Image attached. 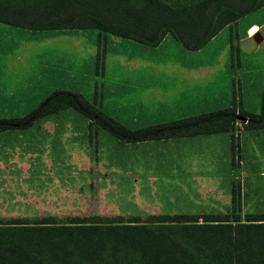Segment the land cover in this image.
I'll return each instance as SVG.
<instances>
[{
  "label": "rangeland",
  "instance_id": "obj_1",
  "mask_svg": "<svg viewBox=\"0 0 264 264\" xmlns=\"http://www.w3.org/2000/svg\"><path fill=\"white\" fill-rule=\"evenodd\" d=\"M253 19L264 20V6L224 26L199 49H186L168 34L159 46H145L144 52L154 63H220L221 67L210 68L212 72L205 74L210 81L201 77L203 81L195 83L199 89H209L211 96L228 92L225 81L229 78L223 72L232 69L238 101L244 109L258 112L264 88V40L241 38ZM67 31L84 36L64 37L62 33ZM99 33L95 28L30 29L0 22V55L18 54L15 59L10 57L16 62V71H9L11 81L13 75H35V82L39 76V86L32 94L34 107L56 89L78 91L93 100L96 81L101 84L104 78L113 82L125 77L129 85L133 76L122 72L114 57L125 49H114L109 40L113 36ZM92 44H100L101 49L91 50ZM11 49L17 53H8ZM133 52L140 53L138 49ZM152 71L153 82H173L161 74L164 69L154 67ZM112 99L118 112L117 117L112 116L129 128L180 117L177 110H169L172 104L155 95L148 102L118 94ZM18 101L23 106L28 102ZM32 108L5 109L0 111V118L23 116ZM46 119L55 127H48ZM154 143L126 144L100 125L90 123L73 107L38 119L34 127L6 132L0 136V219L26 215L36 222L39 215L91 213L145 219L158 213L225 212L230 207L233 181L240 191L241 213L264 212V128L240 127L236 131L240 158L235 159L234 166L230 149L225 157L219 153L210 161L185 166L169 155L176 147ZM201 169L214 174L206 188L195 176Z\"/></svg>",
  "mask_w": 264,
  "mask_h": 264
},
{
  "label": "trees",
  "instance_id": "obj_2",
  "mask_svg": "<svg viewBox=\"0 0 264 264\" xmlns=\"http://www.w3.org/2000/svg\"><path fill=\"white\" fill-rule=\"evenodd\" d=\"M264 0H0V21L30 29L95 28L157 45L171 34L186 49L206 44L221 28ZM74 107L119 140L134 142L264 127L259 112L229 106L129 128L81 92L53 90L23 116L0 118V130ZM234 152V149H233ZM233 163L235 158L233 154ZM232 188L225 212L135 215L56 214L0 219V264H264V212L241 213Z\"/></svg>",
  "mask_w": 264,
  "mask_h": 264
},
{
  "label": "crops",
  "instance_id": "obj_3",
  "mask_svg": "<svg viewBox=\"0 0 264 264\" xmlns=\"http://www.w3.org/2000/svg\"><path fill=\"white\" fill-rule=\"evenodd\" d=\"M74 29H83V28H66V29H53V30H74ZM253 29H256V31H253ZM257 31H259L260 34V38L258 41L264 40V20L261 21L256 19L251 20L249 24L246 26L245 35H243L241 38H248L249 36H253V34L256 33ZM62 35L68 38L80 37L78 39H81V37L84 36L83 33H73L70 31L64 32L62 33ZM167 35L164 36V38L160 41L159 44L154 46L156 47L159 46L164 40H166ZM112 36L113 37H111L109 40L112 41L113 47H115L114 49H119V47L121 46L123 47V49H125V50L121 49L120 50L121 52H116L114 54V57L117 58V63L119 67L120 68L122 67L121 68L122 72L126 71L129 73V75L131 74L133 76H131V78L128 81L129 85H126L127 82L125 77H118L117 80L113 82H107L106 79L104 78L101 84H98L96 81L94 86L93 100H96L97 104L100 105L101 108L109 115L111 116L113 115L115 117H117L118 115L117 114L118 112L114 110L117 108L115 106L114 100L112 99V97L117 96V94L119 96L127 95L128 97H131L133 99H138L143 102L151 101L153 99V96L155 95V98L159 99L160 101L164 100L172 104L173 109H171L170 107L169 110L171 111L177 110L176 115L180 117L207 112L229 106L234 98L237 104L239 105V107L242 108L243 110H246L242 107L241 102L238 101L237 99V95H236L237 82L235 80L236 78H234L235 74L232 71V69H228L225 70V72H223L227 76V78H229V81L228 80L225 81L226 90L228 89V92L226 91V93H223L222 95L219 94L218 96H216L215 94L211 96L210 92L207 91L209 89H199L200 88L198 87L199 85L198 84L195 85V83L202 82L203 80L201 77L206 78L207 81H210L211 78L205 76V74H209L212 72L210 68L216 70L218 66L221 67L222 65H220V63L217 64L207 63L206 65L198 62L194 63V62H179V61H169V62L159 61L157 63H154V61L150 57L146 56L144 52L145 50H147L146 49L147 47L145 46H148V44L145 45V43L130 38H125L127 41H122L123 39H121V37L115 35ZM138 42L140 45H137ZM98 45L99 46H97V44H92L90 47L91 50H95L97 49V47H99L98 50H100L101 49L100 44ZM127 47H129V49H126ZM136 49H138L140 53L133 52ZM13 52L17 53V50L11 49L10 51H8V53H13ZM142 53H144L145 55H143ZM134 54H137L140 57L135 58L133 56ZM12 56H14L12 59H15L18 57V54H10L8 56L6 54L0 55V111L17 106H21L22 108L25 109V111H28L30 108L34 107L35 105V103H33L32 101V94L35 88H38L39 86V76H37L38 77L37 82H35V75L26 78H24L25 76L13 75L14 79L11 81L9 79V71H11L12 69H13V73L16 71L15 70L16 62L11 61L10 59V57ZM154 67L158 69H164V71L161 74L163 76H168L173 82L169 84L168 83L158 84L153 82V80H156L154 79L155 77H153L154 73L152 71V68ZM214 80H216V77H214ZM135 81L136 84L133 83ZM187 87H189V89H186ZM61 90H65V89H61ZM26 99L28 102L24 106L23 104L20 105V102L18 100L22 101ZM66 108L68 107L62 108L54 112H58ZM168 112L171 113L170 111ZM52 113L38 117L34 119L29 125L24 127L7 128L0 130V136L9 131H19L22 129H28L34 127L38 119L46 118L50 116ZM136 115H139V113ZM88 120L90 121L89 118ZM46 122L48 123V127H55V125L51 123L52 122L51 120L46 119ZM240 127L245 128L243 124L240 122L239 126L236 125V128L230 131L178 136V137H170L164 139H149V140H140L134 142H124V141L123 142L126 144H135V145L155 144L154 142L156 141H161L163 142V144L165 142V144L170 145L169 146L170 148L176 147L177 150L174 149L173 151H170L169 155L175 156L178 159V163H182L185 166L192 164L193 162L197 164L198 162L210 161L211 157H213L214 155L219 156V153L221 155H224L225 157V155L226 156L229 155L228 150L230 149L231 164L232 166H234L233 154L235 159L240 158V155L236 153V145H235V133L236 131H239ZM260 128H264V127H260ZM191 155H193V158H191ZM202 170L203 169L197 170V174L195 176L199 180L203 181L202 186L206 188L210 186L209 181H212V179H214L213 178L214 174L209 172L208 169L207 171H202ZM234 182L235 181H233L232 183V188ZM231 197H232V190H231ZM230 205H231V198H230Z\"/></svg>",
  "mask_w": 264,
  "mask_h": 264
},
{
  "label": "water",
  "instance_id": "obj_4",
  "mask_svg": "<svg viewBox=\"0 0 264 264\" xmlns=\"http://www.w3.org/2000/svg\"><path fill=\"white\" fill-rule=\"evenodd\" d=\"M253 37H254V39H255V40H257V41H258V40H259V38H260L259 31H257L256 33H254V34H253Z\"/></svg>",
  "mask_w": 264,
  "mask_h": 264
},
{
  "label": "snow or ice",
  "instance_id": "obj_5",
  "mask_svg": "<svg viewBox=\"0 0 264 264\" xmlns=\"http://www.w3.org/2000/svg\"><path fill=\"white\" fill-rule=\"evenodd\" d=\"M253 31H256V29H253Z\"/></svg>",
  "mask_w": 264,
  "mask_h": 264
}]
</instances>
